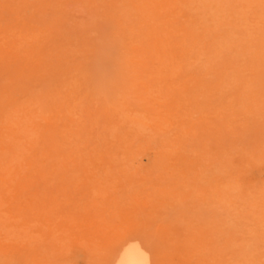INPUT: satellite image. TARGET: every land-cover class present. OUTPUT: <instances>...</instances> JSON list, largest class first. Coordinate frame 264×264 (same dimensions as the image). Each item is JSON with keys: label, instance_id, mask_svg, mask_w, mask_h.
<instances>
[{"label": "rangeland", "instance_id": "obj_1", "mask_svg": "<svg viewBox=\"0 0 264 264\" xmlns=\"http://www.w3.org/2000/svg\"><path fill=\"white\" fill-rule=\"evenodd\" d=\"M0 3V116L12 93L28 162L0 164V264H116L132 245L150 264H264L261 7L195 23L198 69L171 89L155 50L122 70L153 26L126 0Z\"/></svg>", "mask_w": 264, "mask_h": 264}, {"label": "bare ground", "instance_id": "obj_2", "mask_svg": "<svg viewBox=\"0 0 264 264\" xmlns=\"http://www.w3.org/2000/svg\"><path fill=\"white\" fill-rule=\"evenodd\" d=\"M128 6H132L130 9L135 10L138 14H141L143 19L145 17L150 18L153 21V26L148 31V36L144 39L135 40L132 42V46H128V52L134 54L133 59L130 58L129 62L125 59L121 64L122 70H127L129 68L128 63H140V61H135L136 52H143L145 49H150V51L155 50V57L159 60L158 62L162 65L154 73H163L164 69L169 78V85L174 88L173 85L176 83V79L172 76H180L181 73L185 71H195L198 69L195 63L200 58V42L201 38V25L199 24L203 21L209 20L212 11H216L215 15H220L217 18L220 20L226 19L229 23L227 25L234 28L236 24L245 21L246 18L244 14L248 15L253 6L261 7L264 10V0H126ZM6 4L0 3V9H5ZM181 11H186L183 16L180 15ZM222 11L226 13L222 15ZM237 12L236 18L231 19L230 12ZM203 12L205 15L200 18L194 13ZM230 13V14H228ZM189 15V16H188ZM193 15L195 18H191ZM145 16V17H144ZM188 16V17H187ZM210 16V17H209ZM204 23V22H203ZM200 26V27H199ZM131 30V27H130ZM134 35V30H131ZM143 40V42H142ZM140 44V45H138ZM166 58V59H165ZM174 59V62H173ZM131 65V64H130ZM153 73V74H154ZM159 80H157L158 82ZM149 87V86H148ZM169 91V90H168ZM129 94L126 92L125 103H129V98H126ZM164 96V95H163ZM4 100L3 109L1 112H6L7 114L0 116V164L5 168L6 174L4 178H10V171L12 169L11 165L14 164V169L16 168L20 172L23 171V167L28 162L23 159L12 163L13 156V140L16 139V144L22 141V134L11 136V129L15 130L10 124L9 116L12 115V93L8 95L1 96ZM166 99V96H164ZM169 98L167 97L166 100ZM29 103V100H27ZM125 105L123 102L119 105ZM26 106V107H25ZM23 112H26L27 105L24 103ZM143 111V110H142ZM6 117V118H5ZM5 118V120H4ZM135 119L139 125L150 126L149 117L145 115H135ZM21 122V120H20ZM23 133L28 132L25 128L26 124L22 123ZM22 144V143H21ZM12 157V159H11ZM30 162V161H29ZM16 164V165H15ZM22 175V172L19 173ZM3 178V179H4ZM151 257L144 254L143 250L138 245L126 246L123 248L121 258L116 262V264H150Z\"/></svg>", "mask_w": 264, "mask_h": 264}]
</instances>
